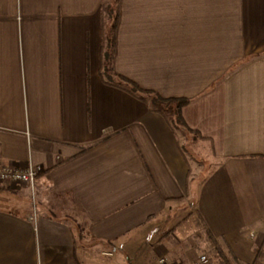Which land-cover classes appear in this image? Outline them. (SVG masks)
<instances>
[{
    "label": "crops",
    "instance_id": "crops-1",
    "mask_svg": "<svg viewBox=\"0 0 264 264\" xmlns=\"http://www.w3.org/2000/svg\"><path fill=\"white\" fill-rule=\"evenodd\" d=\"M104 2L0 0V165L40 168L42 210L24 201L28 186L0 187L16 205L0 207V264H101L80 252L71 223L44 211L56 193L85 212V238L108 242L107 256L189 207L192 221L146 264H197L195 238H182L193 220L197 240L206 227L240 264L258 252L264 264V0H119L114 71L190 99L182 113L202 136L191 140L205 144L206 175L193 174L181 130L105 81Z\"/></svg>",
    "mask_w": 264,
    "mask_h": 264
},
{
    "label": "trees",
    "instance_id": "trees-1",
    "mask_svg": "<svg viewBox=\"0 0 264 264\" xmlns=\"http://www.w3.org/2000/svg\"><path fill=\"white\" fill-rule=\"evenodd\" d=\"M119 0H105L102 7V30H103V54H102V74L107 83L114 84L125 89L134 96L144 100L149 106L163 114L173 130H181L185 136H191L193 139L201 138L198 130L191 128L185 121L182 113L183 107L189 103L187 97H162L158 93L139 87L130 79L117 74L113 68V57L116 44V28L119 20ZM111 19V24L107 27L106 18ZM185 147V146H184ZM49 210L51 216L60 217L66 222L71 223V228L75 230L77 239L84 237L88 218L85 212L71 199L70 194L59 193L52 194L49 197ZM192 217V212L178 220L173 227L166 232L162 238L171 235L176 229L184 226ZM203 221V220H202ZM205 241L207 243V256L212 264H240V261L234 257L228 248L218 241L208 228L203 229ZM112 243V242H111ZM257 257L261 258V253H257Z\"/></svg>",
    "mask_w": 264,
    "mask_h": 264
},
{
    "label": "rangeland",
    "instance_id": "rangeland-1",
    "mask_svg": "<svg viewBox=\"0 0 264 264\" xmlns=\"http://www.w3.org/2000/svg\"><path fill=\"white\" fill-rule=\"evenodd\" d=\"M106 22H107V27L110 26L111 24V19L106 18ZM187 138L189 139V141L187 143H185V150L187 151V156L189 157H194L195 160L191 161L193 164V174L197 175V174H201L202 169H204L203 173L204 175H206L208 173V171L210 169H212V165L207 164V155H206V148L205 144H202L201 142H199L198 144L192 142L191 140V136H187ZM185 138H183V142H184ZM201 170V171H200ZM200 172V173H198ZM202 174V175H203ZM12 185H10L9 183H2L0 185V187L7 189L11 188ZM20 188L19 184H16L13 189H17ZM27 194H24L23 192V197H27L24 201L28 202V204L32 207V211H42L41 207H40V198L36 192V187L34 188V191L32 190H28ZM20 193V192H19ZM6 196V199H0V207L1 208H5V209H16V205H12L11 202L8 200L10 199V197H12L13 193L7 192L4 194ZM23 201V202H24ZM185 211H181V213L183 215H185L186 213H188V211H190V208L187 207L186 209H184ZM44 211H46V213H51L49 208L47 207ZM181 215L178 211L175 212H170L168 214L165 215L166 219L165 221H162L159 224H154L152 229H151V236L147 237V233L150 232V228L151 227H146L144 229H141L140 231L134 233V235H131L128 240H127V246L122 248V246L120 245L119 247H117L113 252L114 255L113 256H107L105 254H102V251L104 249H111L112 250V246L106 242H88L85 238V235L83 238H80L79 241V246H80V252L82 251L84 253L88 252L89 254H91L93 257H96L95 259L98 261L97 263H103V264H146L147 262V253L150 252V250L152 251V253H156V249H154V247H156L158 241L160 239H162V236L166 233L169 232V230L171 229V227L183 216ZM190 220L192 221V219L190 218ZM189 222L186 226L185 229L182 230L183 235L182 238H184L183 236H193L195 239L194 241L197 243L194 251L196 252V255L199 257L202 254H206L207 255V243H204L201 241V237L199 240H197V232L196 230H192L193 227H191L193 224V222H195V220H193V222ZM181 229V228H180ZM150 234V233H149ZM173 234V232H172ZM185 236V237H186ZM205 239V236H204ZM261 246V245H260ZM110 253V252H108ZM94 259V260H95ZM259 261L256 264H262L261 259L257 258ZM179 260V259H178ZM182 261V260H181ZM249 261V260H246ZM185 262V261H183ZM213 262V261H212ZM186 263V262H185ZM87 264V263H85ZM92 264V263H91ZM214 264V263H213Z\"/></svg>",
    "mask_w": 264,
    "mask_h": 264
},
{
    "label": "built area",
    "instance_id": "built-area-1",
    "mask_svg": "<svg viewBox=\"0 0 264 264\" xmlns=\"http://www.w3.org/2000/svg\"><path fill=\"white\" fill-rule=\"evenodd\" d=\"M40 172L39 167L28 166L26 168H18L11 165H0V183H9L10 185H26L32 191L35 188L36 178ZM34 217L30 216V220ZM110 254V253H107ZM149 264H187L181 260H178L172 255H162L157 257L153 262ZM197 264H212L206 254H202L198 257Z\"/></svg>",
    "mask_w": 264,
    "mask_h": 264
}]
</instances>
